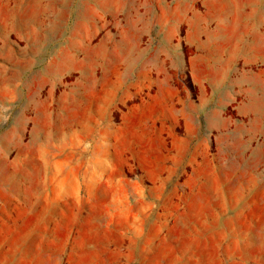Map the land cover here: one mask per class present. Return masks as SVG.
<instances>
[{"label": "rangeland", "instance_id": "374dc122", "mask_svg": "<svg viewBox=\"0 0 264 264\" xmlns=\"http://www.w3.org/2000/svg\"><path fill=\"white\" fill-rule=\"evenodd\" d=\"M0 264H264V0H0Z\"/></svg>", "mask_w": 264, "mask_h": 264}]
</instances>
